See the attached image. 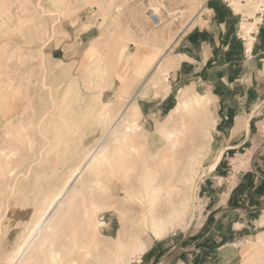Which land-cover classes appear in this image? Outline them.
<instances>
[{
    "label": "rangeland",
    "instance_id": "rangeland-1",
    "mask_svg": "<svg viewBox=\"0 0 264 264\" xmlns=\"http://www.w3.org/2000/svg\"><path fill=\"white\" fill-rule=\"evenodd\" d=\"M228 2L237 11L254 16L253 5L257 4L252 5L253 0ZM203 3L204 0L61 1L62 45L71 29L68 21L75 19L73 14L86 10L92 15L88 28L98 38L89 44L83 59L75 66L61 60L58 73L48 72L34 64L38 61L34 50L23 46L12 49L11 79L0 80V264H51L48 256L59 248L61 264H70L73 258L80 260L79 264H111L112 252L107 249L115 246L126 222L130 237L122 240L127 245L123 264H132L133 260L137 263L157 240L169 247L183 241V249L175 252V262L184 255L192 264H264V204L252 211L246 210V204L238 209L222 208L228 188L235 184L232 176L251 168L255 158L264 157V47L258 43L254 24L249 23L262 22L264 13L259 12L257 18L242 21L237 27L246 43L243 52L250 58L246 71L253 75L252 112L240 119L234 129L241 131L237 147L223 151L228 146L225 139H230L232 133L215 135L217 116L211 96L207 95V107L197 106L196 110H201L196 111L197 118L188 117L186 112L174 113L183 92L206 96L204 86L193 78L172 83L168 68L155 69L159 61L167 62L181 49L174 42L169 49L157 45L158 36L165 32L174 38L190 28ZM17 7L52 13L43 0H22ZM149 7L157 11L162 24L155 26L148 19ZM128 9L141 10L145 18H140L144 34L135 49L127 47L130 38L121 40V17H116ZM57 20L50 24L54 33L58 32ZM144 23L148 25L145 27ZM25 24L22 19L12 36L22 35ZM244 24L252 28L247 33ZM44 28L43 33L47 34V27ZM249 39L252 49L247 51ZM173 63L169 68L175 66ZM142 86L140 98L145 101L136 102L133 93ZM144 89L151 92L144 93ZM169 91L172 94L168 106L150 101ZM126 104H136L140 113L129 111L128 120L119 124L123 133L117 139L109 135L102 140L113 117ZM103 105H109V116L100 121ZM168 119H172L170 129L178 134L175 147L158 131ZM125 133L129 136L122 135ZM93 154L94 159L87 164L89 174L76 178L64 208L51 220L52 230L44 229L23 258H13L45 197L52 191L62 192L76 168ZM218 164L220 169L212 171ZM225 172H232L230 179L222 178ZM153 176L155 180L148 182ZM92 202L103 204L95 216L96 232L84 217L85 207ZM165 204L176 212L167 214L164 235L155 238L147 210L163 208ZM47 238L52 243L49 248L44 244ZM145 244L148 247L139 253ZM83 245L90 252L85 259Z\"/></svg>",
    "mask_w": 264,
    "mask_h": 264
},
{
    "label": "crops",
    "instance_id": "crops-1",
    "mask_svg": "<svg viewBox=\"0 0 264 264\" xmlns=\"http://www.w3.org/2000/svg\"><path fill=\"white\" fill-rule=\"evenodd\" d=\"M61 1L66 0H43L47 11H52L51 14H44L39 9L30 8L23 11L17 7V4H22V0H0V6L1 4L3 6V8L0 7V65L2 64L0 80L11 79L10 57L13 48L23 46V48L34 50V56L36 55L38 60L34 64H37L39 69L44 67L48 72L51 70L56 73L59 72L61 60L68 65L75 66L77 61L87 55L89 44L98 38L91 35L90 30L92 29L88 28L89 25H92V15L86 14V10V12L80 10L77 14L69 10L72 14L75 13L73 14L75 19L68 21L71 29L67 31L68 38L62 45L64 38H61L59 34ZM67 1L75 2L76 0ZM12 2L16 7L11 6ZM253 4H257V6ZM252 5L256 7L253 9L254 16H249L245 12L237 11L228 0H204L200 12L192 19L190 28L178 32L174 38L170 37V33L165 34L164 32V35H159L157 40V45L165 46V49L173 42L176 48L181 46L174 57L165 63L160 61L161 64L166 65L165 67L173 65V61L175 62L173 68L167 67L171 82L193 78L195 83L205 87L204 94L213 98V112L217 116L215 135L228 131L232 133L230 139H225L224 143L228 146H225L223 151L235 148L240 144L237 136L241 131L234 132V129L237 128L240 119L245 118L246 115L249 116L252 112L253 75L251 71H246V63L250 61V58L243 52L246 43L242 40V34L237 28L242 21L253 20L259 16V12L264 13L262 0H253ZM73 6L75 5L73 4ZM262 15V22L257 20L253 23L249 20V23L254 24L255 32L258 33V43L264 47V14ZM116 17H121L119 32L124 34L121 40L130 38L127 47L135 49L136 43H140V40L143 39L142 34H144L140 21V18L145 19L142 11L128 9L125 13H117ZM55 18L58 19L57 33H54L53 27H50ZM22 19L23 23H26L23 34L12 36V30ZM145 21L148 23V20ZM147 25L145 24V27ZM45 26L48 30L47 34L43 33ZM2 50H4L3 54ZM158 63L156 71H160ZM142 90L143 86L133 93L134 100L145 101L144 98H140ZM144 92L148 93L151 90ZM171 94L172 92L169 91L164 96H156L150 101L165 107L170 102ZM234 138L235 140H232ZM220 167L218 164L212 171L218 170ZM231 174L232 172H225L222 178L230 179ZM232 177L235 184L228 188L223 210L238 209L246 204V210L252 211L258 208V205L264 204V157L255 158L251 168L235 173ZM182 242L169 247L168 243L163 240H157L147 249L141 260H138L137 263L133 260L132 264H186L185 261L192 264L184 255H181L175 262V252L183 249Z\"/></svg>",
    "mask_w": 264,
    "mask_h": 264
},
{
    "label": "bare ground",
    "instance_id": "bare-ground-1",
    "mask_svg": "<svg viewBox=\"0 0 264 264\" xmlns=\"http://www.w3.org/2000/svg\"><path fill=\"white\" fill-rule=\"evenodd\" d=\"M242 27L247 30L246 33L249 32L250 29H251L250 26H247V24H244V26H242ZM252 39H249L248 40V43H247L248 50L247 51H250L252 49ZM163 52H164V50H161V54ZM158 66H160L159 69L165 68V70H166L167 67H169V66L165 67L166 65L161 64L160 61L158 63ZM154 79H152V80H154ZM148 81H149V79H148ZM164 88L167 91L169 89V84H167ZM126 96H128V95H126ZM209 103H210V99H209L208 96H204V95H201V94L200 95H198V94L187 95L186 93L183 92L179 96V98H178V103L176 105V108L174 109V113L182 114L183 112H186L187 113L186 115L188 117H194V116H196V118H197L199 116L198 113L201 111L200 108L196 110L197 106H200L201 108H204V107H207V105ZM108 107H109V105H103V107H102V109H101V111L99 113V115H101V116L98 117V120L101 121V120H103V119H105V118H107L109 116ZM52 108L50 109L49 113L51 112ZM129 111H132L134 114L140 113V110H139V108H138V106L136 104H132V105L131 104H126L123 107V109L120 112V114L117 117H113L112 121L110 122V125L105 130V132L103 133L102 140H104L105 138L109 137V135H111L110 136L111 139H114V138L117 139V136L118 135H121V133H123L122 129L119 128V124L120 123H123L126 120H128L127 115H129V113H128ZM196 111L198 113H196ZM49 113H48V115H49ZM46 115L47 114L45 113V116ZM186 115H184V118H187ZM171 118H173V114L171 115ZM171 121H172V119L171 120L168 119V120H166V122L162 123L159 126L158 131H159L160 134L164 135V137H166V139L168 141H172L173 147H175L176 146V143L174 141L178 137V134H175V131H173V130L170 129V127H171V124H170ZM178 131H180V130H178ZM144 133L146 134V132H144ZM122 135L128 137L129 136V133H125V134H122ZM29 142L31 144V140H29ZM94 157H95V154H93L91 157H89V159H87V161H85V163L83 165H81L78 168H76V170L74 171L73 177L62 188V192H60L59 194H57L56 191H52L50 193V195L48 194V196L45 197L46 199L44 200V203L42 204V206L40 207V209L37 211V216H36V219L33 222V225L30 227V229L28 230V232L23 236L22 241L20 242V244L15 249V251H14L15 254L13 255V258L16 259V257H17V259H19V258L22 257V255L26 254L28 248L31 247L36 242V239L41 235V233L44 231V229H46V230H52L51 220H53L54 218H56L58 216L59 212L62 210V208H64L65 201H67L68 198H69V196L72 194V190H73L72 189V185L77 180L76 178H78L80 180L84 174H86V173L89 174L87 172V170H88V165L87 164L91 160H93ZM2 167H4V166L2 165ZM1 173H4V172H1ZM125 173L126 174H129V172H125ZM152 173L153 172H150V175H152ZM3 176H4V174H3ZM83 177H85V176H83ZM24 178H26V177H24ZM155 178L156 177L153 176L151 179L148 180V182H151V181L155 180ZM33 179L35 180V178H33ZM82 180H84V178ZM82 180L80 181V183L81 182L83 183ZM162 183H163V181H162ZM39 189H41V188H39ZM112 197H113V195H112ZM64 198H66V199H64ZM102 205L103 204H99L98 202H92L90 206H88V204H87V206L85 207V210H84V217L86 219V222H87L88 225L91 226V228L95 232L98 230L97 229L98 228L97 227L98 225H97V223L95 221V216L97 215V213L99 212V210L102 209ZM169 212H172V215H173V214H175L176 210L174 208L171 209L170 206L169 205H166V204H165V207H163V208H160V207L158 208L156 206V207H152V208H150V209L147 210L148 217H150L151 220H152V222H153L151 224V226H152V232L153 231L156 232V234L153 235L155 238H159L160 236H163L164 235L163 234V230L166 227V225L168 224L167 214ZM77 219H76V222H77ZM71 231L72 230H70V232ZM134 232H132V234ZM129 233L130 232L127 231V222H126L125 225H124V227H123V229L118 234V239L116 240L115 246L113 248H108L107 249L109 251L111 250L110 252H112V261H111V264H117L118 262H120L122 264L124 263V261H123L124 251L126 250V246L127 245L122 240L125 239V238H127V237H130L129 236ZM68 234H69V232H68ZM71 239L73 240L74 237L71 238ZM44 244H48V248L52 245V243H51V241H50L49 238H47L45 240ZM147 247H148V245L145 244V246L142 249L141 248L139 249V253H143L144 250ZM82 248L84 250V254H83L84 256L82 257V259L88 258L90 256V252H89V250L86 249V245H83ZM41 250H42V248H41ZM48 257H49V261H50L51 264H61L63 262L62 249L59 248L56 251H52V253ZM100 259H101V257H100ZM14 260H12V262H14ZM65 261H67V260H65ZM102 261L104 262V260H102ZM69 262H70V264H79L80 263V260H78L76 258H73ZM82 264H87V263H85V261H84V262H82Z\"/></svg>",
    "mask_w": 264,
    "mask_h": 264
},
{
    "label": "built area",
    "instance_id": "built-area-1",
    "mask_svg": "<svg viewBox=\"0 0 264 264\" xmlns=\"http://www.w3.org/2000/svg\"><path fill=\"white\" fill-rule=\"evenodd\" d=\"M148 16L151 20V22L155 25L158 26L162 24V19L160 18V15L157 13V11L153 8H148Z\"/></svg>",
    "mask_w": 264,
    "mask_h": 264
}]
</instances>
